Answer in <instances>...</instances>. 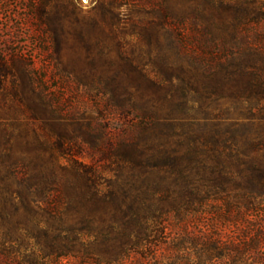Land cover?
Here are the masks:
<instances>
[{"label": "rangeland", "instance_id": "374dc122", "mask_svg": "<svg viewBox=\"0 0 264 264\" xmlns=\"http://www.w3.org/2000/svg\"><path fill=\"white\" fill-rule=\"evenodd\" d=\"M211 1L0 0V179L14 188L26 178L33 196L49 197L60 214L44 216L43 225L93 234L103 260L115 257L116 206H98L103 219L87 224L92 195H120L125 212L134 197L180 190L192 140L235 133L242 147L244 137H264V97L244 85L167 80L176 73L167 69L186 63L175 57L160 14L191 17ZM165 160L177 167L151 169ZM241 232L254 233L227 228ZM89 236L81 239L95 240ZM167 256L158 251L154 264H171Z\"/></svg>", "mask_w": 264, "mask_h": 264}, {"label": "trees", "instance_id": "16d2710c", "mask_svg": "<svg viewBox=\"0 0 264 264\" xmlns=\"http://www.w3.org/2000/svg\"><path fill=\"white\" fill-rule=\"evenodd\" d=\"M160 23L175 57L186 63L167 69L176 71L168 73L167 80L240 84L264 97V3L212 0L207 12L201 8L194 16L174 19L166 11ZM186 28L190 34H184ZM138 119L149 122L152 117ZM217 134L201 138V145L192 140L185 156L188 164L179 170L177 193L134 197L125 212L118 194L89 198L87 224L96 215L103 219L98 206H116L111 246L115 257L110 260L97 256L93 234L43 225L44 216L54 219L60 214L50 208L49 197L33 196L26 178L16 182L19 188L0 179V264H154L158 251L167 254L171 264H264V158L259 155L264 137H244L239 147L235 133L222 142ZM165 161L150 167H177L176 160ZM229 227L254 233L229 235ZM88 231L94 233L90 226ZM82 235L95 240L85 243Z\"/></svg>", "mask_w": 264, "mask_h": 264}]
</instances>
